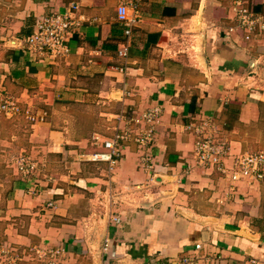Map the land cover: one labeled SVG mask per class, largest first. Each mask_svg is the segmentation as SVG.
<instances>
[{"label": "crops", "instance_id": "obj_1", "mask_svg": "<svg viewBox=\"0 0 264 264\" xmlns=\"http://www.w3.org/2000/svg\"><path fill=\"white\" fill-rule=\"evenodd\" d=\"M74 3L68 53L22 47L41 17ZM119 4L0 0V95L46 113H0V244L61 245L72 264H170L201 244L202 264H264V178L231 179L238 156L264 150V36L229 30L239 5L264 14V0H138L129 37ZM129 105L158 109L146 166L134 140L112 169L88 160ZM72 117L97 122L74 130ZM211 134L225 149L214 165L196 155ZM27 146L44 163L35 178L8 168Z\"/></svg>", "mask_w": 264, "mask_h": 264}, {"label": "built area", "instance_id": "obj_2", "mask_svg": "<svg viewBox=\"0 0 264 264\" xmlns=\"http://www.w3.org/2000/svg\"><path fill=\"white\" fill-rule=\"evenodd\" d=\"M137 3L138 0H120L117 8V19L125 26L124 32L128 37L131 36L133 27L139 22ZM77 7V4L74 3L64 12L41 17L36 29L22 38V47L32 54L41 56L57 57L68 53L64 40L75 22L72 10ZM235 16L236 25L231 26L229 30L238 29L243 40L249 41L264 36V14L252 13L247 7L239 5L235 9ZM118 54L125 56V47L120 49ZM157 112L158 109H152L139 115L137 109L132 105L119 111L116 115L118 128L115 129L111 137L103 140L102 147L104 150L88 155V160L106 161L109 164V169H112L120 156V148L123 142L134 140L141 147L145 146L146 151L144 150L145 152L142 153L141 163L146 166V160L149 156L146 153L151 152L149 143L153 139V122ZM0 113L8 116L24 114L31 122L42 120L46 116V113L40 116L33 115L29 109H23L17 100L10 96L1 97V95ZM131 124H134V127ZM145 124H148V127L144 126ZM135 125L138 126L135 127ZM224 153L223 144L215 141L212 134L205 136L196 143V155L203 164L214 165L218 163L220 155ZM11 160L17 173L24 177L35 178L44 167V163L33 155V151L26 148H21L16 155L12 156ZM231 170V179L234 181L241 177L264 178V150L238 156ZM110 220L115 224L120 222L118 216H112ZM107 248L108 240L105 239L101 251H106ZM201 249L202 245L196 244L192 251L172 260L170 264H202L209 260V255L201 254ZM67 254V249L61 245L54 247L37 245L19 249L7 243L0 244V264H26L25 261H28L29 264H72L69 262ZM251 261L256 263V259H251Z\"/></svg>", "mask_w": 264, "mask_h": 264}, {"label": "rangeland", "instance_id": "obj_3", "mask_svg": "<svg viewBox=\"0 0 264 264\" xmlns=\"http://www.w3.org/2000/svg\"><path fill=\"white\" fill-rule=\"evenodd\" d=\"M21 107L23 108V109H25V107L23 106V105H21ZM108 107H110V108H112V109H114L115 108V106H112V105H108ZM70 110V108H68L67 106L66 107H64V109H59V111H62V112H68ZM84 110V109H83ZM96 110V108H95V106H92V107H90L89 109H87V111L88 112H91V113H93L94 111ZM115 110V109H114ZM76 112H80V110H78V111H76ZM35 114V113H34ZM72 114H73V116H76V114L74 113V112H72ZM94 114V113H93ZM14 117H20V118H23L24 119V121L25 122H27V123H30L31 121L29 120V119H27L26 117H25V115L23 114V115H15ZM115 119H116V117H114ZM112 121H108L109 122V129H105V131L106 132H108V134L110 133V131L111 132H113L114 133V131H115V129L116 128H118V120L116 119V125H115V127L113 126V124L115 123V121H114V119H111ZM113 121H114V123H113ZM94 122L96 123L97 122V120L95 119V117H92V118H90V120L89 121H79L78 120V118L77 117H72V126H73V128H74V130H79V129H82V128H84L85 126H87V125H92V124H94ZM129 126V125H128ZM131 126L132 127H134V124H131ZM136 126H138V125H135V127ZM144 126H146V124L144 125ZM114 127V128H113ZM130 127V126H129ZM109 137H111V136H109ZM25 148H27L28 150H31V147H29V146H27V147H25ZM38 149V148H37ZM34 151L35 152H37L36 151V147H35V149H34ZM38 154V153H37ZM2 158L0 159V178H3L2 180L4 181V183H5V185H6V183L8 184V180L5 178L6 176H4V173H3V171H4V169L3 168H6L4 165L2 166ZM11 166V167H10ZM10 166L8 165V168H12L13 167V161H11V163H10ZM14 168V167H13ZM12 168V169H13ZM4 179H6V180H4ZM98 264H102L101 262H100V259H99V262H98Z\"/></svg>", "mask_w": 264, "mask_h": 264}]
</instances>
